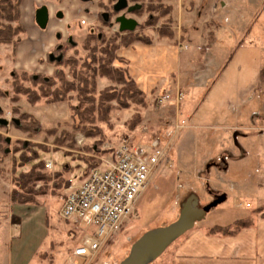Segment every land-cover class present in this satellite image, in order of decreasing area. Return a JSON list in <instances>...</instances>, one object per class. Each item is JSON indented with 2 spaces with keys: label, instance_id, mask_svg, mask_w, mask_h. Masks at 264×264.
Returning <instances> with one entry per match:
<instances>
[{
  "label": "rangeland",
  "instance_id": "1",
  "mask_svg": "<svg viewBox=\"0 0 264 264\" xmlns=\"http://www.w3.org/2000/svg\"><path fill=\"white\" fill-rule=\"evenodd\" d=\"M139 1L141 13L124 12L137 21L134 33L141 40L150 39L151 43L143 44L151 49L173 48L178 53L175 66L165 68L163 79L153 77L144 91L138 88L143 104L126 98L123 103L115 99L99 103L101 89L120 91L126 82L98 75L91 96L79 97L73 91L72 100L53 102L48 96L30 101L26 91L39 87L30 79L32 75L57 84L59 69L71 80V72L88 74L106 57L107 67L116 70L113 74L124 71L125 78L130 76L122 52L142 42L126 46L125 41H117L116 49L108 51L103 40L86 43L90 24L80 23L73 43L54 38L52 45L39 51L38 45L34 49L28 45L35 56L24 55L21 60L16 50L25 31L19 1L17 23L22 31L11 43H0V119L6 120L0 124V264L18 258L27 264H68L86 231L59 216L66 188L80 184L89 166L123 143L134 147L157 139L164 156L119 233L104 242L92 259L79 264H119L143 232L174 221L190 195L196 196L198 207L220 195L225 199L150 264H170L173 247L193 229L206 226L210 233L212 227H220V232L211 234L232 235L264 209V197L257 201L254 196H264V0H204L201 7L190 0ZM172 6L174 14H166ZM163 25L173 30L172 38L159 36ZM115 29L100 27L99 40L109 38ZM59 42L63 44L60 51ZM205 47L212 56H206L203 64ZM60 60L71 66H59ZM32 120L37 121V130L29 126ZM49 160L52 169L44 166ZM34 163H42V171L52 180L36 182L38 194L32 201L21 202L26 192L14 178ZM63 170L69 184L57 188L53 175ZM17 189L20 200L13 201L11 195ZM260 203V208L252 210ZM241 208L251 215L235 218Z\"/></svg>",
  "mask_w": 264,
  "mask_h": 264
},
{
  "label": "crops",
  "instance_id": "2",
  "mask_svg": "<svg viewBox=\"0 0 264 264\" xmlns=\"http://www.w3.org/2000/svg\"><path fill=\"white\" fill-rule=\"evenodd\" d=\"M39 1L21 0V23L23 24L25 37L16 50L17 56L20 55L21 60L24 55L27 57L28 55H34V52L29 53L28 45L30 49L38 45L39 47L37 46L36 49L39 51L52 45L53 43L50 41L54 38L60 41L59 34L76 36L80 32V19H85V24L92 25L97 22L98 0ZM190 1H193L195 7H201L204 3V0ZM42 6L47 9V20L43 27L36 20L37 11ZM172 7L171 14H174L175 8ZM219 24H221L220 27L223 26V21L219 20ZM202 25L203 23L200 25V29ZM194 29L197 30L195 27ZM192 32L193 30H190L189 38H191ZM148 45L134 43L126 48L125 52H122L127 59L129 75L142 91L145 90V86H150L146 82H152L153 77L163 79L164 76L161 75L165 73V68L168 66L173 68L178 59V53L173 48H167L166 50L162 48L151 49L152 46L149 45V47ZM203 51V54L205 53L203 56L204 64L205 57H211L212 54L209 50L206 51V47ZM174 54L176 55L174 56ZM222 67L220 66L219 72H221ZM254 196H256L257 201L264 197H257L256 193ZM260 205L261 203L257 207H252V210L260 208ZM249 207L251 208V206ZM243 210L245 208H241L239 213H235V218H245L251 215V211L243 212ZM249 222L251 223L248 226L232 235L208 233L205 231L206 226L202 229H193L173 247L170 264H264V209L262 211L258 210L255 217L252 215ZM27 262H21L18 258L17 260L13 259V263L8 264H27Z\"/></svg>",
  "mask_w": 264,
  "mask_h": 264
},
{
  "label": "built area",
  "instance_id": "3",
  "mask_svg": "<svg viewBox=\"0 0 264 264\" xmlns=\"http://www.w3.org/2000/svg\"><path fill=\"white\" fill-rule=\"evenodd\" d=\"M163 156L157 139L134 147L123 143L100 157L80 184L66 188L59 216L86 231L68 264L92 259L104 242L119 233ZM44 166L52 169L53 163L45 161Z\"/></svg>",
  "mask_w": 264,
  "mask_h": 264
},
{
  "label": "trees",
  "instance_id": "4",
  "mask_svg": "<svg viewBox=\"0 0 264 264\" xmlns=\"http://www.w3.org/2000/svg\"><path fill=\"white\" fill-rule=\"evenodd\" d=\"M19 1L20 0H0V43H11L12 38L16 37L20 32L22 31L21 27L19 26L18 18H19ZM130 2H140L139 0H129ZM109 2H113V0H109ZM141 4V3H140ZM143 10V5H141V9L137 10V13H141ZM172 11V8H168V11L166 14H170ZM12 23H15V25H12ZM141 28V27H140ZM158 34L160 37L165 36L168 38H172L174 35V32L170 27L162 26L158 29ZM85 41H104V44H106V47L108 51H112L116 49V42L117 41H125L123 45H128L132 43L133 41H140L142 43H151V40H141V35L134 33V31H127L122 34L114 33L109 38L103 39L101 38L99 40L96 33L87 32L85 36ZM144 39V38H143ZM92 48L95 47V44L91 46ZM63 48V47H62ZM231 55H229L228 58H230ZM93 61L96 62L97 58L93 57ZM101 63L98 65V67H93L88 69V74L80 73L73 71L71 74L73 75V79H67L62 70L59 69V81H57V84L52 82L50 79L48 80H39L38 75H32L30 79L39 85L37 89H28L25 94H27V97L30 101H34L37 98L42 97H50L49 101H63V100H72L73 95L71 94L73 91L76 92V94L80 97L86 94L87 96H91L95 92V76H103L107 77L110 81H118L120 82H126L122 83L123 89L117 90L114 87H108L101 89L98 92L97 95V101L99 103H102L103 101H111V100H117L118 102L123 103L126 99L131 100L136 103L143 104L144 103V95L143 92L138 89L136 86L134 80L130 76H126V79L124 77L125 72H115L107 66L109 65V58L106 57L100 58ZM66 65L71 66L67 63H62V61H59V66ZM225 64L223 65V67ZM126 71V70H125ZM127 72V71H126ZM126 80V81H124ZM17 92L19 91V88H16ZM89 98V97H86ZM93 107H87V109H91ZM22 117V116H21ZM23 118V117H22ZM21 118V119H22ZM25 118V117H24ZM135 118H139L138 115H134L133 119L137 120ZM18 122L20 124V120L18 119ZM132 127L134 123L131 124ZM33 130L38 129V123L36 120L30 121V125ZM31 127H27L25 130L30 131L29 129ZM1 140V137H0ZM6 142V141H5ZM7 143V142H6ZM31 160L26 159V161ZM25 161V162H26ZM42 163H34L31 165L30 169H28L25 172H20L18 176L14 178L16 186L20 190H24L26 193V196H22L21 202L26 201H32L34 196L38 194V190L34 189V185L36 182H50L52 179L51 175L46 172L42 171ZM93 166V165H92ZM91 168V166L88 167V169ZM64 170L63 171H56L53 175V181L52 183L55 185V187L59 188L61 186H67L69 184V180H64ZM19 189L14 190L12 192V199L20 200V198H16L19 196ZM220 227H212V229L209 230L210 233H216L220 232ZM226 231V229H223V232Z\"/></svg>",
  "mask_w": 264,
  "mask_h": 264
},
{
  "label": "water",
  "instance_id": "5",
  "mask_svg": "<svg viewBox=\"0 0 264 264\" xmlns=\"http://www.w3.org/2000/svg\"><path fill=\"white\" fill-rule=\"evenodd\" d=\"M127 7L126 0H118L113 9L118 12ZM134 9V6L127 7L128 11ZM37 23L43 27L47 20V9L42 6L37 11ZM121 30H133L136 21L133 18L120 15L116 18ZM53 58V55H50ZM60 59V56L58 57ZM0 124H6V120L0 119ZM225 199L224 195L208 203L204 207L197 206L196 196L190 195L181 204L177 218L162 226L154 227L143 232L130 246L128 253L119 262V264H150L158 258L165 249L176 239L186 233L193 226L204 219L211 207L217 205Z\"/></svg>",
  "mask_w": 264,
  "mask_h": 264
},
{
  "label": "flooded vegetation",
  "instance_id": "6",
  "mask_svg": "<svg viewBox=\"0 0 264 264\" xmlns=\"http://www.w3.org/2000/svg\"><path fill=\"white\" fill-rule=\"evenodd\" d=\"M59 1H61V0H59ZM83 1H87V0H83ZM117 1L118 0H113V2H109V0H106V2H103V0L97 1V5L99 7L97 22H96V24H92V25L90 24L89 32L96 33V35L98 36V34L100 32V30H99L100 27H103V28L108 27L109 29H113V27H116L115 32L119 33V34H122V33L127 32V31H134L136 29L138 24H137V21L135 20L136 25H135L133 30H121L119 28V23L116 22V18L120 15H123L125 17H129L126 14H124L125 11L129 12V13H135L136 14L137 13L136 11L141 9V4L139 2H130L129 0H126L127 1V7L134 6V9L131 11H128L127 7H126V8H124L118 12H115L113 9V5ZM129 2L131 4H129ZM129 18H131V17H129ZM85 22H86L85 19L80 20V23H82V24H84ZM59 39H61L60 41H63L66 39V42L73 43L72 37L65 35V34L64 35L59 34ZM62 47H63V44L61 42H59V44H57V49L60 51Z\"/></svg>",
  "mask_w": 264,
  "mask_h": 264
}]
</instances>
